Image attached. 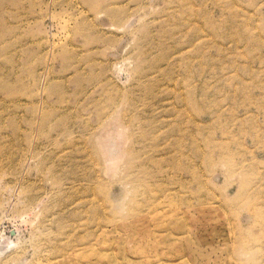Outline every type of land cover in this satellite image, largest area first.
Returning a JSON list of instances; mask_svg holds the SVG:
<instances>
[{
    "label": "rangeland",
    "instance_id": "374dc122",
    "mask_svg": "<svg viewBox=\"0 0 264 264\" xmlns=\"http://www.w3.org/2000/svg\"><path fill=\"white\" fill-rule=\"evenodd\" d=\"M0 251L264 264V0H0Z\"/></svg>",
    "mask_w": 264,
    "mask_h": 264
},
{
    "label": "bare ground",
    "instance_id": "6f19581e",
    "mask_svg": "<svg viewBox=\"0 0 264 264\" xmlns=\"http://www.w3.org/2000/svg\"><path fill=\"white\" fill-rule=\"evenodd\" d=\"M5 251H6V249H5ZM2 254H3V251H0V257H1Z\"/></svg>",
    "mask_w": 264,
    "mask_h": 264
}]
</instances>
